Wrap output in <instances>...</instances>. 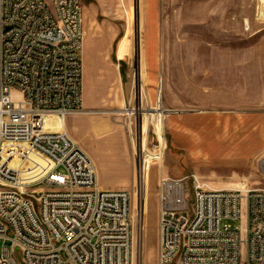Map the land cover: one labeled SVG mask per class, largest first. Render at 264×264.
Instances as JSON below:
<instances>
[{
    "label": "rangeland",
    "instance_id": "rangeland-1",
    "mask_svg": "<svg viewBox=\"0 0 264 264\" xmlns=\"http://www.w3.org/2000/svg\"><path fill=\"white\" fill-rule=\"evenodd\" d=\"M81 1L84 26L100 33L101 74L112 80L94 86L82 47V111L68 124L69 116H46L44 126L66 131L86 152L101 189L129 192L136 264H157L161 177L195 175L238 189L264 183V155L252 163L244 150L264 122V0H121L115 8ZM103 9L116 21L105 22ZM3 152L22 175L42 163L24 146Z\"/></svg>",
    "mask_w": 264,
    "mask_h": 264
},
{
    "label": "built area",
    "instance_id": "built-area-1",
    "mask_svg": "<svg viewBox=\"0 0 264 264\" xmlns=\"http://www.w3.org/2000/svg\"><path fill=\"white\" fill-rule=\"evenodd\" d=\"M83 38L81 0H0V264H136L129 192L101 189L86 152L44 126L82 111ZM7 146L42 163L22 175ZM157 192V264H264V188L191 175L161 177Z\"/></svg>",
    "mask_w": 264,
    "mask_h": 264
},
{
    "label": "crops",
    "instance_id": "crops-1",
    "mask_svg": "<svg viewBox=\"0 0 264 264\" xmlns=\"http://www.w3.org/2000/svg\"><path fill=\"white\" fill-rule=\"evenodd\" d=\"M121 0H101V3L104 7H111V8H115L117 7ZM126 2H129L128 0H122L123 4H126ZM85 17H83V27H84V37L83 38V56L86 59V67L89 66V68L91 69V75L93 78V82H94V86H98L99 89L101 90V81L104 80L105 84L108 83L109 81H111V76L109 74H101V67H100V59H101V50L99 47H97V40L100 38V33L95 34L94 36L92 35V31L89 29V26L86 25L84 26V20L85 18H88V12L89 9H87V7H85ZM103 15L105 16V22H109V21H116V17L117 15L114 14L115 12L112 10H107V9H103L102 10ZM87 22V21H86ZM106 36L112 40L116 34L114 33H107ZM87 39V40H85ZM85 40V42H84ZM83 72V70H82ZM103 77V78H102ZM98 105H100V101L98 102ZM99 107V106H98ZM93 107H89V108H84V109H91ZM75 120V118H72L71 116H69L66 119V124H68V121H70L71 123H73V121ZM263 121H264V117H263ZM105 125V124H103ZM100 129H102V126L100 127V125H98ZM68 128V125H67ZM261 132H260V131ZM258 133H261V137L256 139V138H252L250 139L248 142H246L244 150H246L247 152V158H249V160H252V163L255 161V159H257L259 161V159L264 155V122L260 123L258 125ZM188 135V133H187ZM192 140H194V138H191ZM201 139V138H200ZM225 140L228 138H224ZM258 161L256 163H258ZM251 163V164H252ZM204 185H206L208 188L210 189H216V190H222V189H238V188H232L230 186H228L227 184H223V183H218V184H213L211 182L205 181L202 182ZM248 187H253V186H248ZM256 187H262L264 188V183L260 184ZM243 188V187H242Z\"/></svg>",
    "mask_w": 264,
    "mask_h": 264
},
{
    "label": "bare ground",
    "instance_id": "bare-ground-1",
    "mask_svg": "<svg viewBox=\"0 0 264 264\" xmlns=\"http://www.w3.org/2000/svg\"><path fill=\"white\" fill-rule=\"evenodd\" d=\"M160 114H161V118H162V117L164 116L165 112H164V111H161ZM158 130H159V132L161 133L162 130H161L159 127H158ZM141 133H142V140H143V139H144V137H143V134H144V133L140 131V134H141ZM140 140H141V137H140Z\"/></svg>",
    "mask_w": 264,
    "mask_h": 264
}]
</instances>
